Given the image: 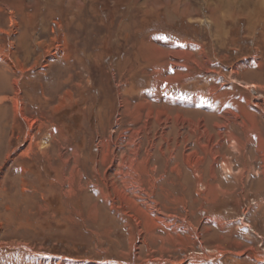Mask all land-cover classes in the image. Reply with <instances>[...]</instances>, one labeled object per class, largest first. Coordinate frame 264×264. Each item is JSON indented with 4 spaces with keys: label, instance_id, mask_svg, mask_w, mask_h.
Returning <instances> with one entry per match:
<instances>
[{
    "label": "rangeland",
    "instance_id": "1",
    "mask_svg": "<svg viewBox=\"0 0 264 264\" xmlns=\"http://www.w3.org/2000/svg\"><path fill=\"white\" fill-rule=\"evenodd\" d=\"M261 255L264 0H0V264Z\"/></svg>",
    "mask_w": 264,
    "mask_h": 264
},
{
    "label": "bare ground",
    "instance_id": "2",
    "mask_svg": "<svg viewBox=\"0 0 264 264\" xmlns=\"http://www.w3.org/2000/svg\"><path fill=\"white\" fill-rule=\"evenodd\" d=\"M68 2H69V1H68ZM59 49H60V48H59ZM48 96H49V95H48ZM16 98H17V97H16ZM16 102H18V101L15 99V103H14V110H15V111H17V110H16V109H17V108H16V105H17ZM19 108H20V107H19ZM19 108H18V109H19ZM21 108H22V107H21ZM14 118H15V116H14ZM31 140H32V139H31ZM101 142H102V144L104 143V145H108V144H109L108 141H105V140H102ZM138 142H139V141H138ZM40 145H41V143H40ZM40 145H39V146H40ZM45 148H46V147H45ZM108 149H109V147H108ZM104 152H105V151L102 150V154H103V156L105 155ZM41 153H42V152H41ZM134 153H135V152H134ZM107 154H108V153H107ZM61 157H62V156H61ZM187 159H188V158H187ZM113 160H114V159H113ZM124 164H125V163H124ZM133 165H134V164H133ZM122 174H123V172H122ZM81 176H82V175H81ZM48 177H49V176H48Z\"/></svg>",
    "mask_w": 264,
    "mask_h": 264
},
{
    "label": "crops",
    "instance_id": "3",
    "mask_svg": "<svg viewBox=\"0 0 264 264\" xmlns=\"http://www.w3.org/2000/svg\"><path fill=\"white\" fill-rule=\"evenodd\" d=\"M256 108V107H255ZM23 116H21V118H22ZM263 258H264V256L263 255H261Z\"/></svg>",
    "mask_w": 264,
    "mask_h": 264
}]
</instances>
